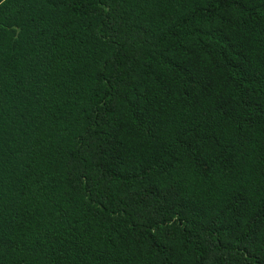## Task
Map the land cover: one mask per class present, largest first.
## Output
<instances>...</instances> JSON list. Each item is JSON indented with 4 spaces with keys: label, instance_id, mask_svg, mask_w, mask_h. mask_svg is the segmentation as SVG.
<instances>
[{
    "label": "trees",
    "instance_id": "1",
    "mask_svg": "<svg viewBox=\"0 0 264 264\" xmlns=\"http://www.w3.org/2000/svg\"><path fill=\"white\" fill-rule=\"evenodd\" d=\"M0 264H264V0H0Z\"/></svg>",
    "mask_w": 264,
    "mask_h": 264
}]
</instances>
